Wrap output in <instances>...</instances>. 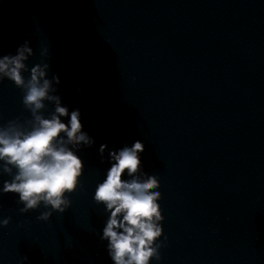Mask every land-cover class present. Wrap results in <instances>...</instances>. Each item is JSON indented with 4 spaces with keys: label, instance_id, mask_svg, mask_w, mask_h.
<instances>
[{
    "label": "water",
    "instance_id": "95a60500",
    "mask_svg": "<svg viewBox=\"0 0 264 264\" xmlns=\"http://www.w3.org/2000/svg\"><path fill=\"white\" fill-rule=\"evenodd\" d=\"M37 27L64 103L81 109L96 145L81 153L72 206L48 222L0 196V219L12 218L0 264H112L91 199L107 167L98 148L136 139L161 183L159 264H264V0H0V55ZM21 113L6 80L0 116Z\"/></svg>",
    "mask_w": 264,
    "mask_h": 264
},
{
    "label": "clouds",
    "instance_id": "9594fccd",
    "mask_svg": "<svg viewBox=\"0 0 264 264\" xmlns=\"http://www.w3.org/2000/svg\"><path fill=\"white\" fill-rule=\"evenodd\" d=\"M33 36L40 37L38 54ZM51 47L37 27L14 52L0 55V84L7 80L20 90L28 113L7 120L0 116V196L13 194L20 213L39 211L36 219L44 222L72 206L87 174L81 153L96 145L82 123L81 109L64 103L60 75L52 71ZM144 152L141 139L98 148L100 163L107 167L91 199L106 217L99 240L112 264H159L168 240L160 178L145 170ZM11 219H0V227ZM20 264H31L29 257L23 255Z\"/></svg>",
    "mask_w": 264,
    "mask_h": 264
}]
</instances>
